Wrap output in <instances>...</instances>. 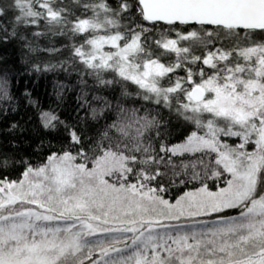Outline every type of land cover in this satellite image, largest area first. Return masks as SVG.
<instances>
[{
	"label": "snow or ice",
	"instance_id": "snow-or-ice-1",
	"mask_svg": "<svg viewBox=\"0 0 264 264\" xmlns=\"http://www.w3.org/2000/svg\"><path fill=\"white\" fill-rule=\"evenodd\" d=\"M160 23L169 27L154 35ZM256 33L264 34V0H0V44H19L37 72L81 65L80 108L97 122L113 114L86 136L40 111L44 129L64 127L67 148L38 165L0 151V172L24 165L18 179L0 176V264H264ZM55 37L68 43L57 47ZM64 50L67 58L41 66L44 54ZM123 82L144 103L126 106L124 87L115 104L98 94ZM13 99L0 78V104ZM189 183L199 187L165 198Z\"/></svg>",
	"mask_w": 264,
	"mask_h": 264
},
{
	"label": "trees",
	"instance_id": "trees-1",
	"mask_svg": "<svg viewBox=\"0 0 264 264\" xmlns=\"http://www.w3.org/2000/svg\"><path fill=\"white\" fill-rule=\"evenodd\" d=\"M136 19L146 27H153L146 21H140L139 17ZM167 27L169 26L160 23L155 26L153 34L158 35L160 31ZM175 27L184 30L189 26L176 25ZM191 27L198 26L193 25ZM258 34V39H260V33ZM243 35L242 32L241 36ZM53 39L57 47L61 43H68L65 38L55 37ZM82 39L83 37H76L75 42H80ZM154 51L158 52L160 50L154 49ZM67 57V50L53 56L44 54L41 66H43V61L58 63ZM171 59H174L173 55L161 57V61L165 63ZM34 62L35 58L26 55V50L22 49L19 44L15 42L0 44V78L8 80L9 91L14 97L11 102L0 104V109H7V111L0 110V151L7 153L16 160L26 159L33 165H38L51 152H59L62 148H67L69 144L63 126L58 127L56 131L46 130L42 127L39 120L40 111H53L61 120L77 127L86 136H94L97 130L105 124L106 118L107 122H110L113 114L106 112L97 122L87 117V109L80 108L81 101L79 97L82 86L79 80L81 78L80 71H83L81 65L77 64L75 66L76 70L70 69L68 72L59 68L50 72H37L32 68ZM113 75V73H108L105 78H112ZM180 75H183V72ZM84 79L88 80L89 84L93 83L91 77L86 76ZM122 87L127 88V91L132 93L130 97L123 100L126 106H139L144 103L136 97L135 94L139 90L130 82H123L111 88L101 89L98 94L107 96L115 104L116 98L120 97ZM91 95L92 92H89V100H91ZM165 114H167L166 111ZM12 124H16L18 127L9 131ZM173 125L176 129L177 139H182L183 135L186 134L183 123L174 119ZM23 169V164H15L6 171L0 172V176L7 175L10 179L15 180L19 178ZM207 183L211 190H216V181L209 180ZM221 186H223L222 183ZM195 187H199V184H177V186L169 188L165 198L174 201L184 191L192 190ZM236 214L235 210L227 213V215Z\"/></svg>",
	"mask_w": 264,
	"mask_h": 264
},
{
	"label": "rangeland",
	"instance_id": "rangeland-1",
	"mask_svg": "<svg viewBox=\"0 0 264 264\" xmlns=\"http://www.w3.org/2000/svg\"><path fill=\"white\" fill-rule=\"evenodd\" d=\"M260 39H264V34H261L260 33ZM255 39H258L259 38V34L258 33H256V35H255V37H254ZM107 47V46H106ZM230 143H237L238 142V140H230L229 141ZM254 146L253 145H249V150H251L252 148H253ZM212 191H215V190H212ZM216 217L215 216H213V217H211V218H208V217H200V218H198V219H205V220H214ZM182 222H184V223H191V220H187V221H182Z\"/></svg>",
	"mask_w": 264,
	"mask_h": 264
}]
</instances>
